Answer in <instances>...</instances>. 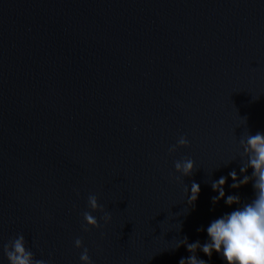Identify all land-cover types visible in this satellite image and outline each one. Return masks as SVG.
Instances as JSON below:
<instances>
[{"label":"water","instance_id":"obj_1","mask_svg":"<svg viewBox=\"0 0 264 264\" xmlns=\"http://www.w3.org/2000/svg\"><path fill=\"white\" fill-rule=\"evenodd\" d=\"M245 132L264 133V0H0V264L17 234L47 264H179L237 207L213 181L254 198L230 187Z\"/></svg>","mask_w":264,"mask_h":264},{"label":"clouds","instance_id":"obj_2","mask_svg":"<svg viewBox=\"0 0 264 264\" xmlns=\"http://www.w3.org/2000/svg\"><path fill=\"white\" fill-rule=\"evenodd\" d=\"M244 121V120H243ZM244 123H246L244 121ZM239 144L243 149L240 154L241 167L239 178L235 170L229 173L233 183L232 189H239L252 182L254 189V198L250 202L242 203L238 195H225L224 186L227 183V177H220L211 183L212 190L218 195L212 197V203L215 205L220 200H224L227 206L237 205L235 210L213 220L207 227L209 240L201 244L199 241L189 243L187 237L182 240L181 245H185L191 255L187 258H181L179 264H206L203 259H199L195 253L202 251L211 258L213 252L219 254L226 264H264V133L251 135L245 132L239 139ZM177 146L188 147L189 141L181 136L177 140V145L169 148L170 152H175ZM246 158V161L245 159ZM230 163V162H229ZM175 172L180 177L191 176L196 170L194 161L191 158L177 160L174 163ZM252 169V175H247L248 170ZM185 193L189 206H194L200 193V186L196 182L191 185V194L186 186ZM88 207L92 212H104L102 219L105 224L111 222L110 213L106 212L103 206L98 203L96 195H89ZM83 219L86 226L83 231L87 232L90 228H99L100 224L91 212L85 211ZM75 247L80 249L83 242L80 238L74 241ZM3 255L8 264H47L44 259H36L32 251L26 247V240L23 234H17L14 238L3 245ZM81 264H91L87 248L80 254Z\"/></svg>","mask_w":264,"mask_h":264}]
</instances>
